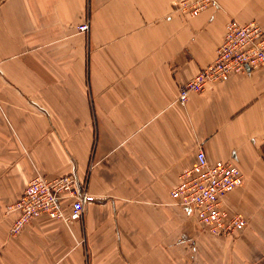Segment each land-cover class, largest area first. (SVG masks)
Segmentation results:
<instances>
[{
    "label": "crops",
    "instance_id": "crops-1",
    "mask_svg": "<svg viewBox=\"0 0 264 264\" xmlns=\"http://www.w3.org/2000/svg\"><path fill=\"white\" fill-rule=\"evenodd\" d=\"M172 1L0 0V264H264V63L177 100L228 18L264 27V0ZM199 146L243 173L223 198L239 231L209 233L169 195ZM71 170L81 215L9 233L28 179Z\"/></svg>",
    "mask_w": 264,
    "mask_h": 264
},
{
    "label": "built area",
    "instance_id": "built-area-1",
    "mask_svg": "<svg viewBox=\"0 0 264 264\" xmlns=\"http://www.w3.org/2000/svg\"><path fill=\"white\" fill-rule=\"evenodd\" d=\"M206 6L216 7V0H173L171 3L174 11L189 16ZM87 27V20L77 25L78 30L84 31ZM263 63L264 27L256 19L241 23L230 17L223 25L212 61L178 83L177 100L183 103L189 92L200 91L207 83L223 81ZM242 180L243 173L235 164L219 158L208 159L199 146L192 163L179 171L176 183L168 192L175 203L189 206L196 221L209 233L226 235L241 230L246 224L243 215L223 202L225 195ZM89 199L86 179L79 178L73 170L51 177L35 173L20 195L5 204V211L14 212L9 233L17 234L41 214L69 222L81 215Z\"/></svg>",
    "mask_w": 264,
    "mask_h": 264
}]
</instances>
